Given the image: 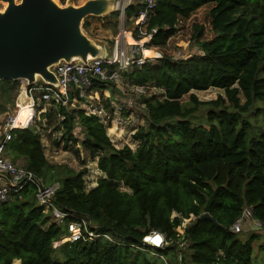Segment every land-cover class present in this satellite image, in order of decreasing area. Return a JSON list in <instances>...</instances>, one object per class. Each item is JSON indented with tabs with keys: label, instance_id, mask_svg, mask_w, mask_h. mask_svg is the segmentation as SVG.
Masks as SVG:
<instances>
[{
	"label": "trees",
	"instance_id": "trees-1",
	"mask_svg": "<svg viewBox=\"0 0 264 264\" xmlns=\"http://www.w3.org/2000/svg\"><path fill=\"white\" fill-rule=\"evenodd\" d=\"M207 4H214L215 36L199 40L203 53L179 61L164 54L125 73L135 84L163 90L143 99L146 122L132 136L136 148L117 147L109 125L84 108L53 104L43 114L61 118L55 146L77 147L81 128L75 151L97 160L104 173L95 187L85 188L87 160L79 171L50 162L33 125L16 129L7 146V155L45 185L60 184L59 207L88 215L100 232L127 244L103 237L63 241L66 229L39 205L37 188L29 184L0 206V264H255L253 237L244 240L231 227L248 206L264 226V130L255 132L244 117L264 103V0H160L146 26L154 33L149 46H165L179 21ZM138 8L130 5L126 14ZM210 88L223 89L229 104L222 96L205 102L193 92ZM18 89L19 80L0 81V114L15 104ZM201 105L211 107L208 126L188 119ZM154 230L169 244L143 247Z\"/></svg>",
	"mask_w": 264,
	"mask_h": 264
},
{
	"label": "rangeland",
	"instance_id": "rangeland-1",
	"mask_svg": "<svg viewBox=\"0 0 264 264\" xmlns=\"http://www.w3.org/2000/svg\"><path fill=\"white\" fill-rule=\"evenodd\" d=\"M21 0H15V2H20ZM91 0H55L62 7L75 6L79 7ZM100 1V0H97ZM119 0H111L108 2V8L110 11L116 5L114 3ZM126 6L127 2H124ZM137 0H134L136 2ZM134 4V3H133ZM214 4H207L197 11H195L189 18L181 19L178 23V29L174 36H172L165 46H153L163 54H168L172 58L185 59L194 54L203 53L199 40L212 39L215 36V32L212 29L211 24V9ZM8 7V2L0 1V13L4 12ZM123 10H114L112 13H107L105 15H89L83 19L81 23V30L86 34L89 39L95 45L99 47H107L109 51H113L117 41L119 40V46L124 49L127 47V41L124 39V34L131 32L134 38L138 35L137 29V20L136 14L133 13L130 16L126 14ZM86 22H88V27H85ZM146 28V26H145ZM202 32L201 38H198L199 32ZM147 31V30H146ZM125 41V42H124ZM131 70V69H130ZM123 73L121 79L118 82H112L105 84L104 87H99L98 96L94 101H99L96 107L104 108L110 110L112 107V102L115 101L118 104H121L123 108L124 116L127 117L129 123L125 129L115 130L110 123L108 125V134L112 138V141L117 147H122L125 144L131 145L133 148H136L137 142L133 139V134L136 132L139 126H142L146 122V108L143 104V99L145 97L151 96L153 94L162 93L163 90L157 88L154 84H144L146 88V93H139L134 90L135 83L132 82L128 76ZM27 84V80H19V89L16 94L15 104L6 106V110L0 114V134L4 131L6 126L7 119L10 114L15 112V109L18 107L19 99H21L23 93V88ZM25 90V89H24ZM110 91L111 97L107 96ZM105 91V92H104ZM200 100L210 101L217 99L219 96L226 98V105L229 104L226 93L223 89L219 88H210L208 90H194L193 91ZM91 100V99H89ZM190 97L189 94L182 98V103L187 105L189 103ZM242 102L245 101L244 96L241 94ZM86 103V102H85ZM79 104V105H78ZM78 106H81L78 103ZM51 103L38 102L36 105V115L33 119V126L36 130L39 131L43 145L45 147L46 156L50 162L54 164H61L66 166L69 170L79 171L85 165L83 164L84 160H87L89 173L84 176L85 188L87 190L96 186L98 183L97 170L94 165V161L90 160L89 155L85 151H80L78 154L75 150L76 148L81 147L80 141L83 139V133L80 131L77 133L79 143L77 147L71 146L69 149H65L63 143L60 146H55L53 141L61 137V132L56 131L57 126L60 125L61 118L55 114H50L49 117L44 118L43 114L49 112L51 108ZM88 106H93L92 103L86 104ZM71 108V107H70ZM82 108V107H81ZM85 108V107H84ZM211 107L209 105H201L198 112L190 116L188 119L193 125H204L208 126L207 113ZM85 109L90 112L91 108L86 107ZM55 110V108H54ZM250 120L255 128V132L264 130V103H256L251 112L244 116ZM103 120V119H102ZM107 124V122H105ZM112 124V125H111ZM19 165H22L21 162H17ZM99 174L103 176V173ZM121 189L129 190L124 185H120ZM188 220H184L182 224L178 227L180 233L184 232V227ZM239 235L244 239H248L251 236L253 237L254 244V254L253 259L255 264H264V226L257 219L248 221L243 230ZM166 258H163V260ZM164 264V263H163Z\"/></svg>",
	"mask_w": 264,
	"mask_h": 264
},
{
	"label": "built area",
	"instance_id": "built-area-1",
	"mask_svg": "<svg viewBox=\"0 0 264 264\" xmlns=\"http://www.w3.org/2000/svg\"><path fill=\"white\" fill-rule=\"evenodd\" d=\"M160 0H123L116 2L114 10H123L130 5H138L136 13L138 35L134 38L131 32L124 34V39L127 41V47L122 49L119 46V40L113 51L107 58H91L84 63L78 59L73 61L61 60L59 63L51 67V70L56 74L59 85L52 82H45L41 77L37 80L24 86L25 93L32 101L31 114L25 124L18 125L16 123V111L10 114L4 131L0 134V174L8 176L9 180L1 179L0 181V206L10 200L12 192L22 190L27 185H35L37 188V198L39 205L43 207L45 212H49L53 220L66 229L62 235L63 241H77L80 239L93 240L103 237L115 244H127L122 238L107 232H100L97 224L85 214L78 213L73 209H63L55 203L56 192L60 188L58 182L51 185H45L41 178L35 173L17 164L7 155V146L14 138L15 130L18 128H28L33 124V119L36 115V105L38 102H46L54 105L61 104L66 107L77 108V104L86 100H93V92L99 90L102 84L118 82L124 72L130 71L133 67H142L147 63H154L163 58L164 54L153 46H149L154 33L146 31L145 26L148 24L151 13L155 10ZM134 3V4H133ZM131 34V38L128 35ZM125 42V41H124ZM189 57L185 58L188 59ZM176 61L185 60L173 58ZM134 90L139 93H146L144 85L135 84ZM112 102V110L104 108L91 109L88 114L98 115L102 121L107 122L106 125L117 121L119 124H124L125 116L121 104L116 100ZM18 104V103H17ZM19 106V105H17ZM256 219L253 215L252 207H245L242 214L237 218L231 229L239 233L243 230L244 225L248 221ZM259 221V220H258ZM260 222V221H259ZM261 223V222H260ZM262 224V223H261ZM186 226V225H185ZM179 231V230H178ZM183 233V232H182ZM169 244L166 235L159 231H152L143 237V247L150 245L157 248H162ZM132 246H134L132 244ZM183 246V245H182ZM144 249L142 247H139ZM146 250V249H144Z\"/></svg>",
	"mask_w": 264,
	"mask_h": 264
},
{
	"label": "water",
	"instance_id": "water-1",
	"mask_svg": "<svg viewBox=\"0 0 264 264\" xmlns=\"http://www.w3.org/2000/svg\"><path fill=\"white\" fill-rule=\"evenodd\" d=\"M0 1L8 2L0 13V81L25 79L32 84L40 75L59 85L51 67L61 60L87 63L110 55L106 46L95 45L82 32L81 23L89 15L114 12L108 8L111 0H91L79 7H62L55 0ZM1 179L9 180L4 174Z\"/></svg>",
	"mask_w": 264,
	"mask_h": 264
},
{
	"label": "bare ground",
	"instance_id": "bare-ground-1",
	"mask_svg": "<svg viewBox=\"0 0 264 264\" xmlns=\"http://www.w3.org/2000/svg\"><path fill=\"white\" fill-rule=\"evenodd\" d=\"M131 38V34L128 33ZM132 39V38H131ZM37 78H40V75H37ZM21 99H19L18 110L16 111V123L18 125L25 124L28 121V112L31 110L32 101L27 97L25 90L23 89V93Z\"/></svg>",
	"mask_w": 264,
	"mask_h": 264
},
{
	"label": "crops",
	"instance_id": "crops-1",
	"mask_svg": "<svg viewBox=\"0 0 264 264\" xmlns=\"http://www.w3.org/2000/svg\"><path fill=\"white\" fill-rule=\"evenodd\" d=\"M106 91H108V95L107 96H109V97H111V99H112V96H111V94H110V91L109 90H106ZM105 92V91H104ZM98 96V90L97 91H95V92H93V97H94V99H96V97ZM94 99L93 100H86L85 102H81L80 104H81V106H78V107H82V108H88L89 106L88 105H86V104H88V103H92L93 104V106L94 107H96V105H97V103H99V101H94ZM84 108V109H85ZM126 119H125V122H124V124H119L117 121H114V122H112V126L114 127V129L115 130H121V129H125L126 127H127V125H128V123H129V121H128V119H127V117H125ZM110 126V125H109ZM80 127L77 129V132H79L80 131ZM137 144H138V142H137ZM94 165H95V167H96V170H97V175H98V179L101 177V175L99 174L100 172H98V170L99 171H101L99 168H98V164H97V160H95L94 161ZM102 172V171H101ZM103 173V172H102ZM103 175H104V173H103ZM95 187V186H94ZM12 264H22V260L21 259H14V261H13V263Z\"/></svg>",
	"mask_w": 264,
	"mask_h": 264
}]
</instances>
